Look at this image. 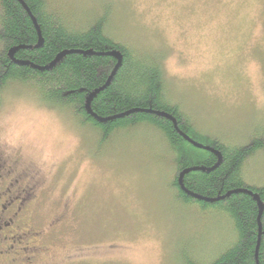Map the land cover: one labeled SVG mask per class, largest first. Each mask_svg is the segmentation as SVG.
Returning <instances> with one entry per match:
<instances>
[{
	"label": "rangeland",
	"instance_id": "rangeland-1",
	"mask_svg": "<svg viewBox=\"0 0 264 264\" xmlns=\"http://www.w3.org/2000/svg\"><path fill=\"white\" fill-rule=\"evenodd\" d=\"M56 1L85 23L111 10L109 34L161 58L169 98L199 134L240 146L264 132V0ZM18 92L0 108V147L39 184L31 230L40 235L26 243L47 250L34 264H177L182 251L217 254L229 231L176 201L160 133L138 125L100 146L89 126ZM245 184L264 187V153L247 162Z\"/></svg>",
	"mask_w": 264,
	"mask_h": 264
},
{
	"label": "trees",
	"instance_id": "trees-1",
	"mask_svg": "<svg viewBox=\"0 0 264 264\" xmlns=\"http://www.w3.org/2000/svg\"><path fill=\"white\" fill-rule=\"evenodd\" d=\"M72 16L56 0H0V108L8 94L25 90L77 126H89L99 145L138 125L149 126L160 133L172 159L169 186L176 201L224 221L229 231L217 254L211 250L203 258L182 251L177 264H264V187L245 184L247 162L264 153V132H255L240 146L199 134L169 98L161 58L109 34L111 10L87 23ZM114 51L120 53L121 65L99 91L117 65L108 56ZM96 91L89 114L86 103ZM163 115L175 121L179 133ZM184 171L185 192L178 183ZM248 192L262 203L261 215Z\"/></svg>",
	"mask_w": 264,
	"mask_h": 264
},
{
	"label": "flooded vegetation",
	"instance_id": "flooded-vegetation-1",
	"mask_svg": "<svg viewBox=\"0 0 264 264\" xmlns=\"http://www.w3.org/2000/svg\"><path fill=\"white\" fill-rule=\"evenodd\" d=\"M39 189L37 180L18 168L15 157L4 156L0 147V264L35 263V254L42 248L26 242L40 235L31 230V207L38 203ZM42 250L45 253L47 248ZM28 253L32 256L26 257Z\"/></svg>",
	"mask_w": 264,
	"mask_h": 264
},
{
	"label": "water",
	"instance_id": "water-1",
	"mask_svg": "<svg viewBox=\"0 0 264 264\" xmlns=\"http://www.w3.org/2000/svg\"><path fill=\"white\" fill-rule=\"evenodd\" d=\"M39 45H41V41H40ZM14 53H15V50H11V51L9 52V57H10V59H13V55H14ZM108 56L114 58V59L116 60V62H117V65H116V67L114 68V70H113V72H112L110 78L108 79L107 83L105 84V86H104L103 88H101L99 91H101V90L104 89L106 86H108L111 77L117 72V70L119 69V67H120V65H121V61H122V60H121V55H120V53L114 51V52L108 54ZM99 91L94 92V93L88 98V101H87V103H86V110L88 111L89 114H91V112H90V108H89L90 102H91L92 99H93V98L99 93ZM131 113H133V112L127 113L126 115H129V114H131ZM163 116L166 117V118H168V119L174 124V127H175L176 131L179 133V131L177 130V126H176L175 121H174L171 117H169V116H166V115H163ZM183 138H184L186 141L189 142V139H188L186 136L183 135ZM190 142H191V141H190ZM191 143H192V142H191ZM193 144H194V143H193ZM194 145H195L196 147L202 148V147H200V146H198V145H196V144H194ZM206 150H207V149H206ZM209 151H211V152L217 154L216 152H214V151H212V150H210V149H209ZM217 155H218V154H217ZM218 160H219V162H218L217 166H218L219 163H220V157H219V156H218ZM187 172H188V171H184V172H182V173H180V174L178 175V183H179V186H180V188H181V190H182L183 192H185V190H184V188H183V186H182V178H183V176H184ZM248 194L251 195V196L254 198V200L258 203V207H259V215H261L263 205H262V203L259 201L258 196H257L256 194H253L252 192H248Z\"/></svg>",
	"mask_w": 264,
	"mask_h": 264
}]
</instances>
